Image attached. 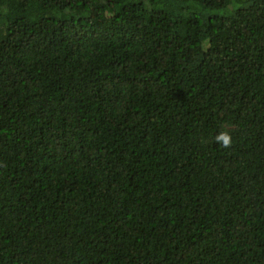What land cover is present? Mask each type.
I'll use <instances>...</instances> for the list:
<instances>
[{"label":"trees","instance_id":"trees-1","mask_svg":"<svg viewBox=\"0 0 264 264\" xmlns=\"http://www.w3.org/2000/svg\"><path fill=\"white\" fill-rule=\"evenodd\" d=\"M0 264H264V0H0Z\"/></svg>","mask_w":264,"mask_h":264},{"label":"clouds","instance_id":"clouds-1","mask_svg":"<svg viewBox=\"0 0 264 264\" xmlns=\"http://www.w3.org/2000/svg\"><path fill=\"white\" fill-rule=\"evenodd\" d=\"M218 143H222L223 147H231V137L227 133H221L216 137Z\"/></svg>","mask_w":264,"mask_h":264}]
</instances>
